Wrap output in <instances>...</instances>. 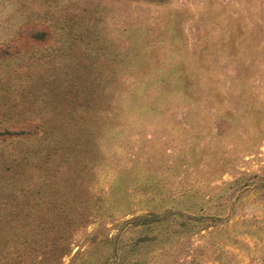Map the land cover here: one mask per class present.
I'll return each mask as SVG.
<instances>
[{
  "label": "rangeland",
  "instance_id": "obj_1",
  "mask_svg": "<svg viewBox=\"0 0 264 264\" xmlns=\"http://www.w3.org/2000/svg\"><path fill=\"white\" fill-rule=\"evenodd\" d=\"M0 264H264V0H0Z\"/></svg>",
  "mask_w": 264,
  "mask_h": 264
}]
</instances>
